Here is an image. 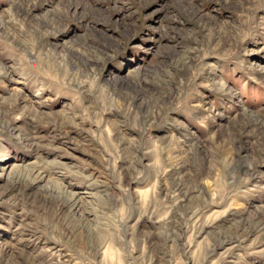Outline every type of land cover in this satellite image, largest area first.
I'll list each match as a JSON object with an SVG mask.
<instances>
[{
  "label": "rangeland",
  "instance_id": "374dc122",
  "mask_svg": "<svg viewBox=\"0 0 264 264\" xmlns=\"http://www.w3.org/2000/svg\"><path fill=\"white\" fill-rule=\"evenodd\" d=\"M0 264H264V0H0Z\"/></svg>",
  "mask_w": 264,
  "mask_h": 264
},
{
  "label": "bare ground",
  "instance_id": "6f19581e",
  "mask_svg": "<svg viewBox=\"0 0 264 264\" xmlns=\"http://www.w3.org/2000/svg\"><path fill=\"white\" fill-rule=\"evenodd\" d=\"M18 177L20 178V177H23V176H18ZM18 177H17V178H18ZM18 182H19V181H18ZM66 205H67L66 201L63 200V201H62V206H63V207H66ZM60 207H61V206H60Z\"/></svg>",
  "mask_w": 264,
  "mask_h": 264
}]
</instances>
